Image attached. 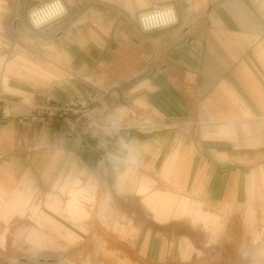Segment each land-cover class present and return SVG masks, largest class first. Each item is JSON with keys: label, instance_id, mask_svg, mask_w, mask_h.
Masks as SVG:
<instances>
[{"label": "crops", "instance_id": "0c3cea01", "mask_svg": "<svg viewBox=\"0 0 264 264\" xmlns=\"http://www.w3.org/2000/svg\"><path fill=\"white\" fill-rule=\"evenodd\" d=\"M39 1L0 0V264L106 230L141 264H188L264 227V0L158 1L177 24L149 33L155 0H64L36 30ZM78 95L140 127L104 166L92 140L29 119Z\"/></svg>", "mask_w": 264, "mask_h": 264}, {"label": "built area", "instance_id": "2783aa9c", "mask_svg": "<svg viewBox=\"0 0 264 264\" xmlns=\"http://www.w3.org/2000/svg\"><path fill=\"white\" fill-rule=\"evenodd\" d=\"M67 14L64 0H41L27 12V21L33 29H43L59 21ZM142 33L171 28L177 24V14L172 5H151L138 14ZM30 120H57L69 137H81L94 142L98 163L104 166L111 162L112 143L119 136H128L138 126H129L103 102L94 96L78 95L63 101L49 97L34 106ZM26 120V119H25Z\"/></svg>", "mask_w": 264, "mask_h": 264}, {"label": "rangeland", "instance_id": "374dc122", "mask_svg": "<svg viewBox=\"0 0 264 264\" xmlns=\"http://www.w3.org/2000/svg\"><path fill=\"white\" fill-rule=\"evenodd\" d=\"M158 1L164 0H155L156 3L151 5H157ZM135 6L144 7L140 3H136ZM119 118L121 119L120 116ZM46 256L51 257L52 260L45 259ZM42 262L36 264H141L130 254L117 249L107 230L106 234L105 231L99 234L95 231L84 242L70 249L44 255ZM188 264H264V227H256L252 232L245 228L240 232L236 231L233 235L226 234L218 248L197 254Z\"/></svg>", "mask_w": 264, "mask_h": 264}, {"label": "bare ground", "instance_id": "6f19581e", "mask_svg": "<svg viewBox=\"0 0 264 264\" xmlns=\"http://www.w3.org/2000/svg\"><path fill=\"white\" fill-rule=\"evenodd\" d=\"M118 116V115H117ZM118 118H119V116H118Z\"/></svg>", "mask_w": 264, "mask_h": 264}]
</instances>
